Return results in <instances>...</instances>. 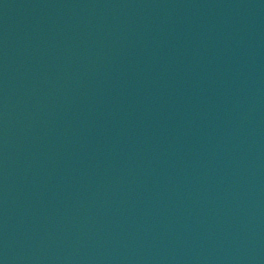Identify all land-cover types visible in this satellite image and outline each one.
Masks as SVG:
<instances>
[{
	"label": "water",
	"instance_id": "1",
	"mask_svg": "<svg viewBox=\"0 0 264 264\" xmlns=\"http://www.w3.org/2000/svg\"><path fill=\"white\" fill-rule=\"evenodd\" d=\"M0 264H264V0H0Z\"/></svg>",
	"mask_w": 264,
	"mask_h": 264
}]
</instances>
